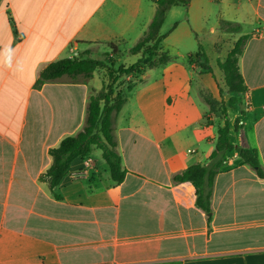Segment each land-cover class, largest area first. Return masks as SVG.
<instances>
[{
  "label": "crops",
  "instance_id": "obj_1",
  "mask_svg": "<svg viewBox=\"0 0 264 264\" xmlns=\"http://www.w3.org/2000/svg\"><path fill=\"white\" fill-rule=\"evenodd\" d=\"M155 7L152 0H0V264H264V178L231 154L230 169L214 179L210 221L192 183L173 181L207 162L224 125L218 104L230 97L218 66L209 61L212 72H203L188 58L199 43L209 58L208 42L217 65L221 42H230L228 54L241 35L248 36L239 69L249 106L239 131L238 114L231 122L228 110L230 136L255 148L264 167V0H191L187 12L169 9L177 25L158 51L169 60L124 76L132 81L118 87L127 95L113 121L128 171L121 183L99 149L75 159L54 189L41 179L49 149L81 129L92 85L67 77L40 84V73L92 44L130 48ZM222 21L241 30L223 31Z\"/></svg>",
  "mask_w": 264,
  "mask_h": 264
},
{
  "label": "trees",
  "instance_id": "obj_2",
  "mask_svg": "<svg viewBox=\"0 0 264 264\" xmlns=\"http://www.w3.org/2000/svg\"><path fill=\"white\" fill-rule=\"evenodd\" d=\"M153 1L156 7L148 28L129 48L130 54L141 52V57L128 67L120 65L117 69L108 68L110 83L103 85L98 90L93 86L89 87L85 117L81 129L65 136L58 146L49 149L52 163L47 171L41 175V179L48 181L51 189L61 183L75 159L86 158L95 149L101 151V156L109 167L112 180L117 184L124 180L128 171L122 165L113 121L126 103L127 95L119 98L120 91L117 80L124 76H135L142 73L145 69L141 68L143 63L149 68H155L169 60L168 56L159 55L158 51L161 41L174 29L177 22L165 33H160L162 25L171 7L182 6L187 12L191 0ZM220 29L226 32H239L241 30L238 24L229 21H222ZM247 39V35H241L228 51L226 58L223 61H217V66L224 74L226 90L230 97L227 102L223 101L218 104L224 118V125L217 130L215 146L207 162L192 164L182 172L173 175L175 183H192L196 190V206L207 213L208 221H210L212 213L211 195L214 179L219 173L230 169L231 154L235 153L242 163L249 165L260 178H264V167L259 159L258 151L249 147L246 142L236 145L230 138L232 127L229 122L228 110L239 109L238 105L243 106L239 109V114L234 120L233 128L235 131L242 129V117L247 111L246 94L248 88L239 69V58ZM157 55L159 58H156ZM188 62L198 65L203 72H212L208 55L201 43L198 45L196 54L189 56ZM104 66V60L92 58L88 52H85L50 63L40 73L39 83L55 81L63 77L90 80L94 72ZM131 89L132 86L128 85L127 90L130 91ZM206 101L211 108H214L212 100Z\"/></svg>",
  "mask_w": 264,
  "mask_h": 264
},
{
  "label": "rangeland",
  "instance_id": "obj_3",
  "mask_svg": "<svg viewBox=\"0 0 264 264\" xmlns=\"http://www.w3.org/2000/svg\"><path fill=\"white\" fill-rule=\"evenodd\" d=\"M182 8H184V7H182ZM175 20H176V16L174 14L168 15L166 17L163 25H162L160 32L165 33L166 31H168L173 26V24H174L173 22ZM222 43H223V48L220 52V58H218V60H220L221 57L222 58L225 57V55L227 54V49L229 47V45H227L226 43H230V42L229 41L227 42L226 40H224L223 42H221V44ZM118 46H119L118 49H113L109 46H105L102 44H92V45H90V47L87 48L89 56H91L92 58H95V59L105 61V66L97 69L94 72L93 77L90 79L92 86L95 87V85H96V87L97 86L102 87L103 85L110 83L111 79H109V76H108V72H109L108 68L117 69L120 65L128 67L131 64H133L138 58H140L139 55L130 54L129 53V47L125 46L124 44L120 43V44H118ZM207 51L209 54V61L211 62V64L213 65L212 67L216 71V68H217L216 56H215L216 54H215V51L213 50V48H210L208 42H207ZM84 52H86V51H84ZM84 52H82V54H84ZM139 54H141V52ZM156 58H159V55H157ZM189 65H191L195 68H199L198 65H196L194 63L189 64ZM141 68H149V67H148V65L143 63ZM126 80H129V79L124 78V79L117 80L118 87L121 86L123 83H125V85H126V83H129L132 81V80H129V81L125 82ZM125 94H126L125 90L121 89L119 98L124 97ZM242 107H243L242 105H238L239 109H241ZM236 113L239 114V111H237V109L235 111H232V112L230 111V116H231L230 121L231 122L233 121ZM230 137H231V140L233 143L236 142V136L234 133H232Z\"/></svg>",
  "mask_w": 264,
  "mask_h": 264
},
{
  "label": "built area",
  "instance_id": "obj_4",
  "mask_svg": "<svg viewBox=\"0 0 264 264\" xmlns=\"http://www.w3.org/2000/svg\"><path fill=\"white\" fill-rule=\"evenodd\" d=\"M246 105H247V108H248L249 103H248V100H247V96H246Z\"/></svg>",
  "mask_w": 264,
  "mask_h": 264
}]
</instances>
